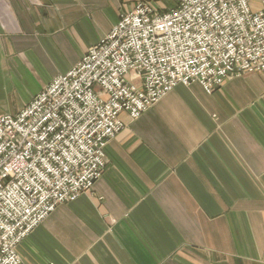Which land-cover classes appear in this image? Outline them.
I'll return each instance as SVG.
<instances>
[{
    "label": "crops",
    "instance_id": "crops-1",
    "mask_svg": "<svg viewBox=\"0 0 264 264\" xmlns=\"http://www.w3.org/2000/svg\"><path fill=\"white\" fill-rule=\"evenodd\" d=\"M136 1L0 0V113L19 112ZM120 119L101 177L18 244L22 264H264V72L212 93L179 84Z\"/></svg>",
    "mask_w": 264,
    "mask_h": 264
},
{
    "label": "built area",
    "instance_id": "built-area-1",
    "mask_svg": "<svg viewBox=\"0 0 264 264\" xmlns=\"http://www.w3.org/2000/svg\"><path fill=\"white\" fill-rule=\"evenodd\" d=\"M137 0L66 73L0 113V264L59 204L92 190L104 148L175 86L212 93L264 71V0Z\"/></svg>",
    "mask_w": 264,
    "mask_h": 264
},
{
    "label": "rangeland",
    "instance_id": "rangeland-1",
    "mask_svg": "<svg viewBox=\"0 0 264 264\" xmlns=\"http://www.w3.org/2000/svg\"><path fill=\"white\" fill-rule=\"evenodd\" d=\"M149 1H155V0H149ZM157 1L160 2L158 6H161L163 4V7H165V5L168 6V4H170L169 0H157ZM167 2H169V3L167 4ZM262 72H264V71H262ZM257 73H261V72H257ZM242 74H246V73H242ZM242 74H240V75H242ZM236 76H239V75H236Z\"/></svg>",
    "mask_w": 264,
    "mask_h": 264
}]
</instances>
